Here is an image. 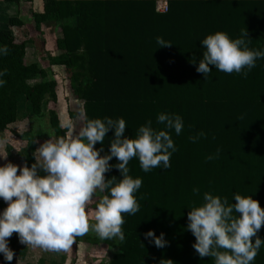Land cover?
Here are the masks:
<instances>
[{"label":"trees","instance_id":"16d2710c","mask_svg":"<svg viewBox=\"0 0 264 264\" xmlns=\"http://www.w3.org/2000/svg\"><path fill=\"white\" fill-rule=\"evenodd\" d=\"M159 1L44 0L43 10L33 17L39 31L45 22L59 25L58 52L50 60L71 76L75 96L83 100L84 125L89 119L122 117L125 135L135 138L149 120L153 128L165 130L157 122L162 112L179 114L184 122L179 135L170 130L177 148L170 168L145 173L138 158L129 162V174L143 183L135 194L140 210L124 215L125 241L119 245L98 235L88 240L117 249L108 264H214L193 248L196 238L187 229V214L204 203L205 192L230 204L236 203V192L252 195L264 208V58L257 59L246 78L210 65L207 79L196 70L205 51L201 40L217 31L237 38L248 30L249 47L264 50V0H166L167 12L158 11ZM9 23L25 24L18 15ZM157 37L172 45L159 47ZM29 42L0 22V48H7V54H0V71H5L0 79L6 81L0 87V131L19 120L21 103L40 116L58 96L48 70L27 61ZM36 77L40 80L30 81ZM49 120L56 136L66 135L54 109ZM200 132L206 135L192 142L190 137ZM113 138L110 129L101 155L108 153ZM209 155L214 158L207 160ZM117 162L115 157L109 161ZM113 176L123 178L116 168L105 173L106 179ZM149 230L165 234V247L145 238ZM257 235L264 240V225ZM253 264H264V246Z\"/></svg>","mask_w":264,"mask_h":264},{"label":"clouds","instance_id":"9594fccd","mask_svg":"<svg viewBox=\"0 0 264 264\" xmlns=\"http://www.w3.org/2000/svg\"><path fill=\"white\" fill-rule=\"evenodd\" d=\"M250 41L248 30H241L237 38L224 31L207 35L201 40L205 51L197 72L208 79L212 65L218 71L246 78L257 59L264 58V50L250 48ZM156 42L159 47L172 45L162 37H157ZM0 54H7V48H0ZM4 75L5 71H0V77ZM5 83L0 79V87ZM157 122L165 130L153 128L149 120L136 130L135 138H130L125 135L126 121L122 117L89 119L76 132L71 122L61 121L60 127L69 131L45 140L33 152L35 162L30 167L11 161L0 165V199L7 204L0 211V254L4 260L11 262L14 258L8 239L14 232L27 247L57 253L69 251L77 237L90 231L101 240L122 244L126 238L122 230L124 215H135L140 210L135 194L143 183L142 178L129 174L130 160L138 158L145 173L157 167L170 168V157L177 151L170 130L179 135L184 127L179 114L162 112ZM110 129H114V138L108 153L101 155ZM205 135L200 132L190 139L196 142ZM97 142L102 145L99 149L95 147ZM5 143L7 138L0 137V146ZM114 157L118 162L113 165L109 161ZM0 158L7 160V155L0 153ZM213 158L209 155L206 159ZM112 168L118 169L123 178L106 179L105 173ZM199 191L193 189L194 194ZM233 199L236 203L230 204L227 198L205 192L204 203L190 207L187 229L196 238L193 248L201 258L210 256L214 264H253L264 246V240L257 235L264 225V208L252 195L236 192ZM144 235L157 248L167 244L164 233L156 236L154 230H149ZM165 261L171 264V260L160 264Z\"/></svg>","mask_w":264,"mask_h":264},{"label":"rangeland","instance_id":"374dc122","mask_svg":"<svg viewBox=\"0 0 264 264\" xmlns=\"http://www.w3.org/2000/svg\"><path fill=\"white\" fill-rule=\"evenodd\" d=\"M160 3L161 1L158 7ZM43 6L44 0H21L20 5L0 0L1 24L16 33V37L20 40L29 39L27 61L37 62L48 70V78L57 82L58 94L56 101L44 105V114L40 116L32 113L26 103H21L19 120L13 124V128L0 131V137L7 138V143L0 146V153L7 155V160L0 158V165L11 161L21 167L27 163L30 167L35 162L33 152L50 136L57 137L50 125V109L57 112L60 121L71 122L73 132L84 126L83 100L75 96L71 76L65 67L53 65L50 60L58 52L56 39L60 32L59 25L56 22H45L42 30L36 28L33 14L42 11ZM17 15L25 24L15 29V26L10 25L9 20ZM39 80L40 78L36 77L30 81ZM13 129L18 131V135L14 134ZM6 207L7 204L0 199V211ZM93 235L97 234L90 231L82 237H77L76 243L69 251L57 253L39 247H27L26 244L19 242L18 234L14 232L8 239L10 245L15 243L13 250L18 258H13L11 262L1 258L0 264H14L15 260V264H108L117 249L104 244L91 243L88 237Z\"/></svg>","mask_w":264,"mask_h":264},{"label":"crops","instance_id":"0c3cea01","mask_svg":"<svg viewBox=\"0 0 264 264\" xmlns=\"http://www.w3.org/2000/svg\"><path fill=\"white\" fill-rule=\"evenodd\" d=\"M160 1H164V0H160ZM18 28H19V26H15V29H18ZM14 32H15V30H14ZM15 34H16V33H15ZM60 34H61V33L59 32L58 36H60ZM57 38H58V37H57ZM13 126H14V125H12L11 128H13ZM9 241H10V240H9ZM14 246H16L15 243H12V245H10V243H9V247H10L11 249H13ZM14 252H15V251H14ZM26 254H27V253H26ZM1 258L4 259L2 254H0V261H1ZM15 258H18L17 255H16V253H15V255H14V259H15ZM29 258H30V256H29ZM15 262H16V260L14 261V264H15ZM28 262H29V261H28Z\"/></svg>","mask_w":264,"mask_h":264},{"label":"built area","instance_id":"2783aa9c","mask_svg":"<svg viewBox=\"0 0 264 264\" xmlns=\"http://www.w3.org/2000/svg\"><path fill=\"white\" fill-rule=\"evenodd\" d=\"M160 7H158V11L160 12H167L168 11V2L166 0L161 1Z\"/></svg>","mask_w":264,"mask_h":264}]
</instances>
